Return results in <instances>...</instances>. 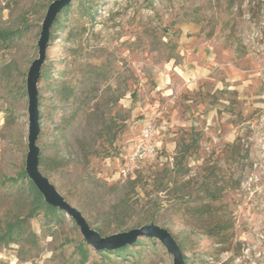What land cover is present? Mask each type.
Segmentation results:
<instances>
[{
	"label": "rangeland",
	"instance_id": "374dc122",
	"mask_svg": "<svg viewBox=\"0 0 264 264\" xmlns=\"http://www.w3.org/2000/svg\"><path fill=\"white\" fill-rule=\"evenodd\" d=\"M45 1L0 0V29L21 30L0 41V226L26 217L31 202L21 179L28 153L26 85ZM60 20L38 88V146L51 159L43 174L92 228L111 227L104 236L116 233L122 220L125 231L137 228L151 210L187 264H264V0H76ZM66 89L73 92L69 99ZM149 122L156 126V159L124 177L131 145ZM193 133L201 136L200 149L185 181L199 178L203 162L227 144L238 137L243 144L235 165L221 161L234 175V189L219 205L233 224L227 241L207 237L201 221L173 206L172 190L155 193L146 180L136 191L149 199L128 218H115L114 205L137 194L129 181L172 168L181 138ZM119 147L122 157L115 155ZM11 178L17 182L3 183ZM61 212L55 220L42 212L21 242L1 244L0 264H174L150 238L104 256Z\"/></svg>",
	"mask_w": 264,
	"mask_h": 264
},
{
	"label": "trees",
	"instance_id": "16d2710c",
	"mask_svg": "<svg viewBox=\"0 0 264 264\" xmlns=\"http://www.w3.org/2000/svg\"><path fill=\"white\" fill-rule=\"evenodd\" d=\"M47 1L40 4L42 10H46V12L49 7L48 3L52 2L53 0ZM71 6L67 7L61 16L68 13ZM61 16H59L57 19L54 27L57 25L59 27L61 25ZM18 31L20 32L21 30L18 29L17 31H5L0 29V41L7 42L15 34H17ZM47 76L48 72L46 71L43 74V78H47ZM66 90L67 99H69L72 97L73 92L70 89ZM200 137V134L193 133V135H191L188 139L184 137L181 138L178 144L176 155L173 158L174 162L172 168L164 165L162 169L155 171V174H150L148 176H136L135 179L129 181L128 188L133 192H137L136 190L141 187L142 180H146L148 186L151 187L155 193L167 191L169 193L172 190L173 194L175 195L173 206L177 210L184 211L185 214L189 215L190 217L201 221L203 223L201 226L202 232L207 237L214 240L216 239L218 243L222 244L227 241L233 224L231 221L226 220L228 217L220 213L222 211V207H219V205L223 204L222 202L224 199L234 189V175L233 173H230V170L227 172V169L221 165V161L224 160L226 164L228 162L232 165H235V163L238 162L239 156L241 155L243 144L241 143V138L239 137L233 143L227 144L225 150L221 151L215 159L210 161L206 160L203 162L201 166V172L199 173V178H192L185 181V179L189 177V165L191 159L198 154L200 149ZM116 150L117 153H115V155L122 157L124 153L123 148L119 147L118 149L116 148ZM50 162L51 159H48L47 156H41V169L47 170L51 168ZM21 179L25 180L27 194L31 199L29 211L26 217L14 218L12 221L6 222L4 226H0V245L2 244L8 246L21 242L27 234L30 220L37 217L42 212H45L51 217L52 220L59 219L62 216L61 210L52 208L45 203L43 195L41 193L39 194L35 185L30 179L27 178L25 172H23ZM11 182L17 181L11 178L5 180L3 183ZM149 197L150 195L140 198L138 192L135 196L127 193L117 204L114 205V217L117 219L128 218V216H131L132 212L136 210V207L139 206L138 204L142 205V203H144L146 199H149ZM150 211L151 210L147 211V214L142 218V222L138 223L139 226L137 228H141L143 225L156 221V216L154 214H149ZM127 227L128 222L122 220V222L117 223L113 229L116 233H119L125 232V228ZM103 230L105 232L112 229L111 227H104L102 230L99 228L98 231L101 233V235H103ZM80 248L84 256H86L89 252L86 243L82 242ZM127 248L128 247L114 251H100L98 253L104 256H109L114 255L115 253L120 254L127 250Z\"/></svg>",
	"mask_w": 264,
	"mask_h": 264
},
{
	"label": "water",
	"instance_id": "95a60500",
	"mask_svg": "<svg viewBox=\"0 0 264 264\" xmlns=\"http://www.w3.org/2000/svg\"><path fill=\"white\" fill-rule=\"evenodd\" d=\"M74 0H53L49 3L48 10L41 24L40 39L37 44L39 49L38 57L32 62L27 73L26 90L28 93V114H29V132H28V153L25 162V173L28 179L32 181L44 197L45 203L57 208L75 221L86 243L96 252L114 251L128 246L135 245L143 238L158 240L167 252L173 257L174 264H187L182 247L177 239L168 229L150 223L141 228H133L125 232L114 233L111 236H103L96 231L87 221L82 212L68 202L65 197L59 193L56 186L52 184L41 170L40 158L41 150L38 146L41 134V110L39 107V83L41 81L42 69L46 64L50 42L52 39V28L57 19L64 10L71 6Z\"/></svg>",
	"mask_w": 264,
	"mask_h": 264
},
{
	"label": "built area",
	"instance_id": "2783aa9c",
	"mask_svg": "<svg viewBox=\"0 0 264 264\" xmlns=\"http://www.w3.org/2000/svg\"><path fill=\"white\" fill-rule=\"evenodd\" d=\"M155 128L156 126L153 122L146 124L142 129L143 138L135 140L131 145L132 151L128 157L127 168L122 170L124 177L139 168L141 163L155 160L157 155V147L154 143Z\"/></svg>",
	"mask_w": 264,
	"mask_h": 264
}]
</instances>
